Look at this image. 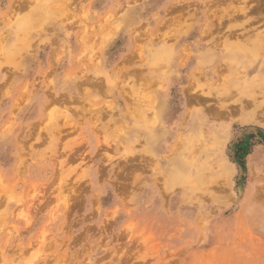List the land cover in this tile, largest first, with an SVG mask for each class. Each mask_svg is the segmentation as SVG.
Instances as JSON below:
<instances>
[{
    "label": "rangeland",
    "instance_id": "obj_1",
    "mask_svg": "<svg viewBox=\"0 0 264 264\" xmlns=\"http://www.w3.org/2000/svg\"><path fill=\"white\" fill-rule=\"evenodd\" d=\"M36 1L0 0V264H264V80L218 95L245 70H225L228 30H264V0H57L16 53ZM131 6L142 14L124 21ZM162 38L166 69L151 60ZM145 103L172 108L150 124L165 137L155 148L138 126L154 119ZM177 160L202 181L171 182Z\"/></svg>",
    "mask_w": 264,
    "mask_h": 264
},
{
    "label": "bare ground",
    "instance_id": "obj_2",
    "mask_svg": "<svg viewBox=\"0 0 264 264\" xmlns=\"http://www.w3.org/2000/svg\"><path fill=\"white\" fill-rule=\"evenodd\" d=\"M58 1H60V0H58ZM58 1L56 0V2H55L54 0H45L43 2L42 0L41 1L39 0V3L42 2V4L41 3L39 5L37 4L38 7H35L36 9H34L31 12L29 11L28 12L29 14L20 20V23L18 25V30H17V37L15 38L14 45H12L10 48L13 49L16 53L22 51L21 48H20V46H23V45H21V44H23L22 42H25L26 43L28 37L31 36V34L33 35L35 30H37L39 28L41 30V28H42L41 25L44 24L46 21H52L53 17H55V15H56V13L54 12V10L55 11L58 10L57 11V14L61 13L60 10H59V8H58L59 6L58 7L56 6L57 8L55 9L53 7V5H52L53 3H57ZM65 1H67V0H65ZM242 1H243V3L245 2V0H241V3H242ZM37 2H38V0L36 1V3ZM239 2H240V0H239ZM61 5L62 4H60V7H61ZM246 6H247V3H246ZM53 8H54V10H53ZM61 11H62V9H61ZM146 11H147V9H146ZM247 11L248 10H247V7H245V5L244 6H241L240 5V7H237V10L235 12H233V14L231 15V18L229 20H234L235 21V17L237 18V17H239V15H241V16L242 15H246L247 14ZM141 14L142 13H140V10L139 9H136L135 7L131 6V7H128V9H126L125 13L123 14V18H124V21L127 20V19L128 20H131L134 16H136V15L139 16ZM60 15H58V16H60ZM222 19L223 18H220L219 19V26L222 25V22H223ZM189 26L190 25H188V27ZM19 29L24 30L25 31V35L20 36L19 35ZM86 29H87V27H86ZM214 29H215V26L213 24V21H210V23H208V24H205V25L202 24V25L199 26V33L203 35V34H206V32L207 33L212 32ZM220 29H221V27H220ZM254 30H256V29L253 28L252 30H246L242 34H240V33L238 34V32L236 30L235 31L232 30V29L228 30L229 33H227L228 36H226V38L224 40V44H225V47L227 49L228 57L232 59L231 60L232 64L228 65V67H226L225 70H228L230 72L231 69H238V67H237L238 64L243 65V68L245 70L242 71L243 75H241L240 73L239 74L236 73L235 76L230 77V81H228L226 83V88L225 87L222 88V93H220L218 95H220V96H227V95L232 96L233 93H235L236 95H239V96L252 95L254 87L258 83H260L261 80H264V30H260V31L257 30L256 32H254ZM232 31H234V32H232ZM108 33H110V32H108ZM105 35L107 36V34H105ZM232 38H234V40ZM162 39L165 42L166 38H162ZM187 39L188 38H186V40ZM89 40H88V42H89ZM163 40L161 41L162 45H156L155 50L152 51L153 53H151V60H152V63H157L158 65H161V63H163L164 64V68H165V65L169 66V64L171 62V58H172L173 53H174V48H173L172 45L171 46L170 45H167V42L164 43ZM82 43H84V42H82ZM83 46H84V44H83ZM140 52H142V51H140ZM198 59H199L198 60V64H197V66H194L193 67L192 71H198L199 69H203V68H205V65H207L210 62L209 55H206V54H202L201 56H199ZM259 62L262 63V66L259 69V71H256L253 74V76H252L251 73L253 72V70L255 71V69H253V68H255V66ZM164 72L165 71H163V73ZM194 74L195 73H193L192 75H194ZM138 82H140V80H138ZM139 84H141V83H139ZM145 84H147V83H145ZM131 85L133 86V84H131ZM131 85L128 88H131L132 87ZM135 87H132V88H135ZM140 87L141 86H139V88ZM228 88L232 89L233 91L226 90ZM145 89L146 88H144V89L142 88V90H145ZM151 89H153V87H151ZM154 90H155V87H154ZM187 90H188V88H186V87H183V89L180 90V93L182 94V96H186L184 94H185V91H187ZM140 91H141V89H140ZM142 92L143 91H141L140 93L143 94V96H144V93H145V97L144 98L141 95L142 98H143V100L144 99H149L148 94L146 96V92L145 91L143 93ZM127 93H129V92H127ZM137 93H139V91ZM140 93L137 94V95H139L137 97H141L140 96ZM132 95H134V94H132ZM205 95H208V94H203V96L201 98L197 99L198 100L197 102H202V100L204 99ZM190 97H192V94L189 95L188 101L191 100ZM142 98H140V101H138V102H140V104H141V99ZM143 100H142V102H143ZM128 101H129V99H128ZM146 105H148V104H146ZM146 105H144L146 107V109L148 108L147 110L153 112L154 119H149V118H145V117H144L145 119L142 118L141 117L142 114H145L146 111H144L145 112L144 113L140 108H137V106L134 109L135 110L134 113L135 114L138 113V115L143 119L142 122H139L138 126L141 127L142 129L146 130L147 135H148V139H149V146H150V148H155L156 145L161 140L165 139V137L164 136H160V134H159L160 131L158 132V130H152V128L150 127V124H152V125L154 124L155 125V124L162 123L163 120H164V122L166 120H171L172 119L171 118L172 117V114H171L172 108L170 109V107L168 106V104H165L164 103L163 105H161V108L157 109V111L154 112L153 106L151 104H150L151 105L150 108H149V105H148V107ZM144 106H143V108H145ZM204 111H205V109L202 110V113ZM131 112H133V111H131ZM130 115L132 116L133 113L132 114L130 113ZM181 116H182V114H181ZM135 117H136V115H135ZM137 119H139V118H137ZM251 119H253V118H251ZM251 119L250 118L249 119H243L241 122H243V123H246L247 122L248 123L249 121H251ZM176 120H179V115L177 116ZM189 122H190L189 127L191 128L190 132H192L193 135H191V136L189 135V137L187 139H185V142L184 143H186V144H187V142L188 143L193 142L196 139V133L198 131H200L201 129H203V127H204L203 119L201 118L200 115L197 118H194V119L190 120ZM172 123H174V122H172ZM159 129L162 130L164 128L162 127V128H159ZM136 132H138V131H136ZM203 170H204L203 167L196 166V165L190 163L189 161L177 160L175 163L173 162V168H171L170 170H168V173L170 175L171 182H173L174 184L181 183V184H189L190 185L191 183H193L194 185H196L200 181H202V179H203L202 176H201Z\"/></svg>",
    "mask_w": 264,
    "mask_h": 264
}]
</instances>
